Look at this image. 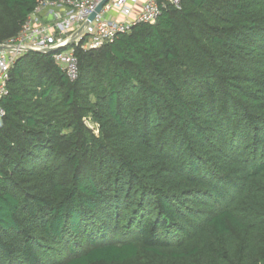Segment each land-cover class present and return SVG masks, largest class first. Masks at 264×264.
<instances>
[{"label": "trees", "instance_id": "obj_1", "mask_svg": "<svg viewBox=\"0 0 264 264\" xmlns=\"http://www.w3.org/2000/svg\"><path fill=\"white\" fill-rule=\"evenodd\" d=\"M40 1L0 0V43ZM59 50L0 98V264H264V0L166 6L73 80Z\"/></svg>", "mask_w": 264, "mask_h": 264}, {"label": "built area", "instance_id": "obj_2", "mask_svg": "<svg viewBox=\"0 0 264 264\" xmlns=\"http://www.w3.org/2000/svg\"><path fill=\"white\" fill-rule=\"evenodd\" d=\"M166 6L180 9L181 0L40 1L17 35L0 43V98L6 93L11 66L29 50L62 48L53 60L73 80L78 72L76 47L89 50L112 42L138 23L155 22ZM3 114L0 107V122Z\"/></svg>", "mask_w": 264, "mask_h": 264}, {"label": "water", "instance_id": "obj_3", "mask_svg": "<svg viewBox=\"0 0 264 264\" xmlns=\"http://www.w3.org/2000/svg\"><path fill=\"white\" fill-rule=\"evenodd\" d=\"M101 6V5H100ZM100 6L98 7V10L100 9ZM93 16L90 17V19L92 18ZM31 50H29L28 52H30ZM51 51H54V49H46V50H43L42 52H51Z\"/></svg>", "mask_w": 264, "mask_h": 264}, {"label": "rangeland", "instance_id": "obj_4", "mask_svg": "<svg viewBox=\"0 0 264 264\" xmlns=\"http://www.w3.org/2000/svg\"><path fill=\"white\" fill-rule=\"evenodd\" d=\"M69 48H66V49H64V51H67ZM88 125L90 126V127H93V125L91 124V123H88Z\"/></svg>", "mask_w": 264, "mask_h": 264}]
</instances>
